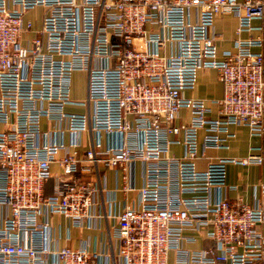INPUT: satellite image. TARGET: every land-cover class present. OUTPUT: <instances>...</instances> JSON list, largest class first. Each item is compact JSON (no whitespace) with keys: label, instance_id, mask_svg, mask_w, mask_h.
<instances>
[{"label":"built area","instance_id":"1","mask_svg":"<svg viewBox=\"0 0 264 264\" xmlns=\"http://www.w3.org/2000/svg\"><path fill=\"white\" fill-rule=\"evenodd\" d=\"M36 6L46 8L38 29L23 20ZM222 13L236 16L238 33L260 20V37L218 55L213 22ZM204 68L224 89L216 118L206 101L181 96ZM76 72L85 73L81 99L71 97ZM181 108L192 117L177 125ZM230 124L264 142V0H0V264H95V251L51 247L50 219H96L98 168L126 174L136 162L138 205L114 227L124 264H264V184L250 204L223 193L226 164H262L264 148L197 167L198 131L202 150L219 149ZM177 143L180 157L169 154ZM53 163L62 176L46 196ZM185 228L212 246L184 249L193 241Z\"/></svg>","mask_w":264,"mask_h":264},{"label":"crops","instance_id":"2","mask_svg":"<svg viewBox=\"0 0 264 264\" xmlns=\"http://www.w3.org/2000/svg\"><path fill=\"white\" fill-rule=\"evenodd\" d=\"M241 1V0H238ZM11 6V5H10ZM46 8L36 6L25 11L23 20L31 21L34 29L41 26V18ZM260 20L251 22V29L237 32L238 19L230 13L218 15L213 22V30L216 36V47L218 55L224 51H235L237 40L255 39L260 37L261 33L258 27ZM33 36L32 33L24 35L22 43ZM258 47H252L251 51H258ZM74 76L85 79V73L76 72L72 77L71 97L81 99L84 95H79L73 88ZM224 89L218 78L217 71L204 68L198 71L195 86L192 89H184L181 96L186 99H200L206 101L210 106L209 116L216 118L218 105L216 101L223 97ZM69 111L82 112L81 108L67 107ZM192 115L190 110L181 108L175 124L180 125L190 121ZM46 121L42 120L43 129H46ZM2 126L0 125V129ZM226 147L219 149L202 150L204 130L200 129L197 133L199 146V158L197 167L200 170L205 169L208 161L215 158L241 160L252 153L254 147L264 148V142L258 136L250 133L248 127L244 125H228ZM225 137V134H221ZM85 137V136H84ZM182 134L175 136L181 140ZM170 155L180 157L184 154V148L181 143L173 144L170 147ZM99 176L93 177L92 173L81 174V178H92L96 181V203L94 212L98 217L96 219L84 220L80 227H75L71 221L60 214H54L50 219L51 247L71 249H87L99 253L100 259L95 264H124L123 260L117 255V239L114 234V227L117 223V215L127 206H137L139 202V189L142 186V167L136 162L128 173H123L116 167H99ZM52 177L49 178L43 188L44 195H51L56 183V177L62 176V168L59 164L50 165ZM225 183L228 187L223 193L228 196L230 201H237L239 198L245 203H253L256 197H260V185L264 184V163L262 164H242L239 162H229L226 164ZM6 209L0 206V222ZM264 231V226L258 227ZM184 235L193 238V241H184L182 247L187 250H201L212 246V242L207 240L204 235L191 228L183 230ZM176 252L168 253V261L174 262ZM196 264V263H194Z\"/></svg>","mask_w":264,"mask_h":264},{"label":"rangeland","instance_id":"3","mask_svg":"<svg viewBox=\"0 0 264 264\" xmlns=\"http://www.w3.org/2000/svg\"><path fill=\"white\" fill-rule=\"evenodd\" d=\"M73 88L77 94L84 95L85 94V79L82 77L74 76Z\"/></svg>","mask_w":264,"mask_h":264}]
</instances>
